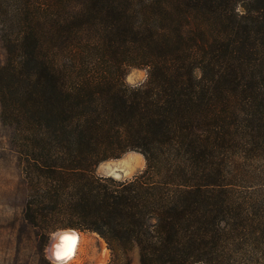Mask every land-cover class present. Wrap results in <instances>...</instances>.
<instances>
[{
	"label": "trees",
	"instance_id": "16d2710c",
	"mask_svg": "<svg viewBox=\"0 0 264 264\" xmlns=\"http://www.w3.org/2000/svg\"><path fill=\"white\" fill-rule=\"evenodd\" d=\"M0 30L40 248L70 227L106 264H264V0H0ZM127 151L136 174L96 172Z\"/></svg>",
	"mask_w": 264,
	"mask_h": 264
},
{
	"label": "rangeland",
	"instance_id": "374dc122",
	"mask_svg": "<svg viewBox=\"0 0 264 264\" xmlns=\"http://www.w3.org/2000/svg\"><path fill=\"white\" fill-rule=\"evenodd\" d=\"M4 57L5 51L0 37V62L4 60ZM195 75L200 77L201 71L196 69ZM145 77L144 68H131L125 79L129 84L135 85L142 82ZM10 137V128L0 122V264H39L42 259L59 264L50 255V248L52 246L56 248L58 245L53 234L57 229L45 236L40 248L37 228L29 224L22 216L26 188ZM144 164L141 153L127 151L120 157L101 162L96 172L101 175L111 173L113 177L119 179L128 178L143 169ZM72 229L81 236L80 247L75 258L63 264H106L110 261L111 252L98 234L89 230ZM130 264H139L137 250L131 252Z\"/></svg>",
	"mask_w": 264,
	"mask_h": 264
},
{
	"label": "bare ground",
	"instance_id": "6f19581e",
	"mask_svg": "<svg viewBox=\"0 0 264 264\" xmlns=\"http://www.w3.org/2000/svg\"><path fill=\"white\" fill-rule=\"evenodd\" d=\"M73 237L76 238L75 243L66 242L63 240V237ZM55 238L57 242V247L53 246L50 248V255L54 259L55 262L58 263H67L73 260L79 250L81 243V236L76 230H65L55 234ZM69 248H71V252L69 253Z\"/></svg>",
	"mask_w": 264,
	"mask_h": 264
},
{
	"label": "snow or ice",
	"instance_id": "6c2138e0",
	"mask_svg": "<svg viewBox=\"0 0 264 264\" xmlns=\"http://www.w3.org/2000/svg\"><path fill=\"white\" fill-rule=\"evenodd\" d=\"M63 240L66 241V242H71V243H75L76 242V238H73V237H63ZM69 253L71 252V248H69Z\"/></svg>",
	"mask_w": 264,
	"mask_h": 264
},
{
	"label": "water",
	"instance_id": "95a60500",
	"mask_svg": "<svg viewBox=\"0 0 264 264\" xmlns=\"http://www.w3.org/2000/svg\"><path fill=\"white\" fill-rule=\"evenodd\" d=\"M108 176H112L111 173L108 174ZM65 230H71V231H73L74 229H72V228H60V229H57L56 231H54L53 234H56L58 232L65 231ZM59 264H63V263H59Z\"/></svg>",
	"mask_w": 264,
	"mask_h": 264
}]
</instances>
